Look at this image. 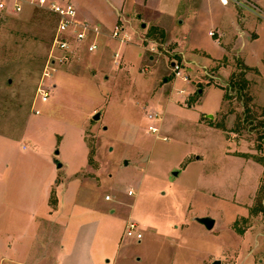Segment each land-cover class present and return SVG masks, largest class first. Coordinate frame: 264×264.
Returning <instances> with one entry per match:
<instances>
[{"label": "rangeland", "instance_id": "374dc122", "mask_svg": "<svg viewBox=\"0 0 264 264\" xmlns=\"http://www.w3.org/2000/svg\"><path fill=\"white\" fill-rule=\"evenodd\" d=\"M71 2L110 31L50 68L54 17L0 13V264H264V0Z\"/></svg>", "mask_w": 264, "mask_h": 264}, {"label": "built area", "instance_id": "2783aa9c", "mask_svg": "<svg viewBox=\"0 0 264 264\" xmlns=\"http://www.w3.org/2000/svg\"><path fill=\"white\" fill-rule=\"evenodd\" d=\"M219 1L224 6L228 5L229 2V0ZM26 6L38 7L54 17L55 29L52 37L51 51L52 54L56 52L57 55L55 54L51 57L50 65L47 68L66 63L72 56L76 46L82 45L88 53H94L98 50V39L102 34L100 28L84 21H78L76 10L69 2L62 3L56 0H0V13L20 14ZM111 37L123 44L126 34H124L122 28L115 26ZM118 56V53H116L115 57ZM172 68L176 75L180 76L179 66L173 65ZM37 96L41 103H46L48 100L47 93L40 88L38 89ZM148 131L156 133L157 129L150 125ZM128 195L132 196V192L130 191ZM107 199L109 198L107 197ZM124 236L136 240L141 239L142 236L138 231L136 222L129 220L126 223Z\"/></svg>", "mask_w": 264, "mask_h": 264}, {"label": "crops", "instance_id": "0c3cea01", "mask_svg": "<svg viewBox=\"0 0 264 264\" xmlns=\"http://www.w3.org/2000/svg\"><path fill=\"white\" fill-rule=\"evenodd\" d=\"M59 1H62L63 2L65 0H59ZM66 2H69V3L72 4L71 0H68ZM123 6L124 5L121 6V9L118 12H117V9H116V12H115V14H116V21H115V23L117 22V20L123 21L125 23V25L123 26L124 29H125L126 27H131V25H133V24L130 21L131 19H129L130 16L123 14V9H124ZM109 7H111V8L114 7L112 2L109 3ZM74 8L76 10V15H77L76 17H77V20L78 21H84V22L89 23L90 25L99 27L100 30H101V33L102 32H106V31H110V30H106L104 28V26L106 27V25L108 24L109 19L112 17V15L110 13H106V14L104 13L103 14L102 13V10L101 9L99 10L97 8L95 10H88V9L87 10H81L78 6L77 7L74 6ZM113 9H115V8H113ZM138 19H141V16H139ZM124 29H123V31H125ZM125 33H126V31H125ZM21 149L22 150H25V147H22L21 146ZM50 189H51V184H49L48 185V188H47V197H46L47 198L46 199L47 200L46 201L47 208H46V214H47L48 207H49L48 206V199H49ZM1 199L2 198L0 197V200ZM0 207H2V201H0ZM3 213H4L3 210H1V208H0V220L1 221H4ZM0 256L3 257L4 254L2 253Z\"/></svg>", "mask_w": 264, "mask_h": 264}, {"label": "water", "instance_id": "95a60500", "mask_svg": "<svg viewBox=\"0 0 264 264\" xmlns=\"http://www.w3.org/2000/svg\"><path fill=\"white\" fill-rule=\"evenodd\" d=\"M144 27V25H143ZM209 118H212L211 115H208ZM100 118V113H96L94 116H93V120L97 121L99 120ZM55 156L58 155V151H55L54 153ZM53 163L56 167V169H61L62 168V163L59 162V160H57V158H53ZM173 175H177L176 172L173 173ZM195 221L197 223H199L200 225L204 226L206 230H211L214 225H215V220L211 217H197L195 218ZM214 264H220L219 261H215Z\"/></svg>", "mask_w": 264, "mask_h": 264}, {"label": "trees", "instance_id": "16d2710c", "mask_svg": "<svg viewBox=\"0 0 264 264\" xmlns=\"http://www.w3.org/2000/svg\"><path fill=\"white\" fill-rule=\"evenodd\" d=\"M244 74H242L241 76L242 77H240V78H242L241 80H240V82H238V83H236V84H238L239 85V90H244L245 88H246V80L244 79V76H243ZM232 85H235V83H233L232 82ZM227 98V97H226ZM264 159H258V161L259 162H261V163H263L264 161H263ZM259 202H260V200H259Z\"/></svg>", "mask_w": 264, "mask_h": 264}]
</instances>
